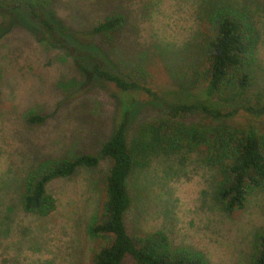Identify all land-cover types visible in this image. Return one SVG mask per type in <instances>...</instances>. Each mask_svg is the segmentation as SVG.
Masks as SVG:
<instances>
[{"label": "rangeland", "instance_id": "1", "mask_svg": "<svg viewBox=\"0 0 264 264\" xmlns=\"http://www.w3.org/2000/svg\"><path fill=\"white\" fill-rule=\"evenodd\" d=\"M49 1L45 15L64 47L48 39L26 9L0 3V264H91L96 243L88 226L103 200L100 180L107 162L50 181L45 189L55 207L44 217L22 211V178L41 159L98 156L122 105L131 107L129 142L148 145L150 129L163 119L160 107L145 95L119 93L97 80L92 63L65 46L93 56L111 73L137 79L149 71L146 85L172 102L191 93L201 61L198 27L205 0ZM259 9L249 87L226 94L222 109L264 105V1ZM118 13L126 16V25L113 53L103 56L92 48L96 37L85 34ZM28 114L42 115L44 121L28 125ZM183 122L214 124L198 114ZM226 123L237 128L253 123L264 142V118L238 111ZM203 157V152L142 156L126 182L125 231L138 236L161 232L171 247L194 249L207 264H249L253 233L264 227V190L251 194L242 210L226 215L212 196L216 169Z\"/></svg>", "mask_w": 264, "mask_h": 264}, {"label": "trees", "instance_id": "2", "mask_svg": "<svg viewBox=\"0 0 264 264\" xmlns=\"http://www.w3.org/2000/svg\"><path fill=\"white\" fill-rule=\"evenodd\" d=\"M261 1L264 0L203 1L198 27L201 61L191 81V93L176 102L160 97L146 85L151 79L149 71H142L137 79L111 73L102 69L93 56L65 46L67 51L83 54L92 63V74L97 80L112 85L119 93L145 95L160 107L163 119L150 129L148 145L129 142L127 126L131 107L123 102L126 105L119 109L113 131L101 145L98 156L76 153L70 158L41 159L23 176L22 211L35 217L49 215L55 207L45 189L50 181L70 178L81 168L94 169L100 160H105L108 166L100 180L103 200L97 218L88 226V234L96 243L91 264H207L205 257L194 249L171 247L161 232L138 236L125 231L124 215L129 205L126 182L142 156L203 152L202 161L217 173L213 200L226 215L242 210L251 194L264 190L263 137L253 123L241 128L226 123L238 111L254 120L264 118V105L221 107V100L230 91L243 92L249 87L248 69L255 60L256 16ZM0 3L26 9L45 36L64 47L45 15L51 1L0 0ZM126 21V16L120 13L107 17L85 37L90 40L96 37L92 48L108 56L118 46V34ZM84 47L87 48L86 44ZM195 114L214 124L183 122V118ZM43 121L44 117L38 114L25 117L28 125ZM249 264H264V227L253 233Z\"/></svg>", "mask_w": 264, "mask_h": 264}]
</instances>
